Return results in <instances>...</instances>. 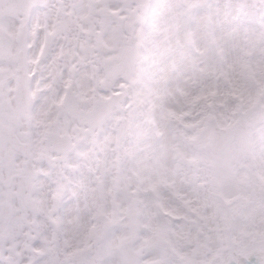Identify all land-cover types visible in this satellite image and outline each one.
Listing matches in <instances>:
<instances>
[{
  "label": "snow or ice",
  "instance_id": "snow-or-ice-1",
  "mask_svg": "<svg viewBox=\"0 0 264 264\" xmlns=\"http://www.w3.org/2000/svg\"><path fill=\"white\" fill-rule=\"evenodd\" d=\"M0 264H264V0H0Z\"/></svg>",
  "mask_w": 264,
  "mask_h": 264
}]
</instances>
